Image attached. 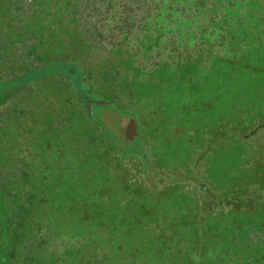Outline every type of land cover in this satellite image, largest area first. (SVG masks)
I'll return each instance as SVG.
<instances>
[{
    "label": "rangeland",
    "instance_id": "rangeland-1",
    "mask_svg": "<svg viewBox=\"0 0 264 264\" xmlns=\"http://www.w3.org/2000/svg\"><path fill=\"white\" fill-rule=\"evenodd\" d=\"M229 18L224 25L237 52L200 51L190 62L154 69L156 38L120 45L110 55L98 47L91 54L77 39L49 35L38 18L32 30L3 28L1 39L11 48L22 44L18 33L43 34L36 60L75 61L87 82L71 63H59L8 76L0 90L5 264H86L87 241L138 254L168 239L188 253L168 256L169 264L264 261V212L210 214L196 228L189 222L216 199L200 182L219 196L244 179L245 161L260 154L254 146H227L213 151L205 170L193 167L211 130L223 123L243 128L262 116L264 0H246ZM197 172L199 182L181 180ZM188 230L194 246L208 252L195 257L193 244L184 243Z\"/></svg>",
    "mask_w": 264,
    "mask_h": 264
},
{
    "label": "trees",
    "instance_id": "trees-1",
    "mask_svg": "<svg viewBox=\"0 0 264 264\" xmlns=\"http://www.w3.org/2000/svg\"><path fill=\"white\" fill-rule=\"evenodd\" d=\"M245 1L0 0V8H4L0 14V90L4 88L6 81H9L6 78L8 76L12 75V79L18 78L19 74L59 63H71L79 72L82 81L87 84L82 68L75 61H41V57L36 60L34 53L40 48L37 47L40 40L44 38L43 34H32L31 31L18 33L19 36L16 35V38L20 39L22 44L11 48V45L5 43V39L2 40L5 26H14L16 29L19 26V30L24 27L32 30L38 18L37 22L47 26L49 35L54 32L57 37H62L64 40H67V37L77 39L79 43L90 45L91 54L95 53L94 49L98 47L102 54L110 55L113 53V49L120 45L124 49L134 42L139 43L146 39L156 38L157 46L151 51L152 69L161 64L177 67L190 62L200 51L217 56L219 54L222 56L224 51L227 52L226 49H229L228 53L237 52V49L233 47V36L230 34V29L225 27L224 20L227 18L228 24L231 19L229 18L231 10H235L237 5ZM258 1L251 0V2ZM44 14H48V16ZM49 20H51L50 24ZM198 38L201 41L194 43ZM214 42H217V45ZM137 49V47L134 48V50ZM261 113L262 116L257 117L251 124L243 128L223 123L204 136L202 143L196 149L198 154L195 159L198 164L193 166L195 170L202 167L205 170L215 153L213 151L227 146L241 145L247 149L254 146L257 151L260 150V154L251 156L247 162L245 161L242 167L244 179H239L227 190L219 191V196L213 194L217 189L215 191L205 182H200L201 190L214 195L216 199L213 205L204 203L203 208H198V211L189 214L191 226L194 224L198 226L204 216L219 212H264V159H261L264 155V144L260 141L261 127L264 126V106L261 108ZM204 145H207L205 149H203ZM210 153V157L206 160ZM251 153L253 155L254 151ZM144 165L145 168L147 162ZM152 169L156 174L159 173L158 169ZM188 173L191 172L188 171ZM201 173L190 174L189 177H183L181 180H192L197 183L202 180ZM220 206L226 209L220 210ZM93 208L95 207L86 208L80 215L91 214L94 211ZM213 211L214 213H212ZM197 214L198 217H196ZM0 228L4 234L8 230L1 200ZM187 232H189V236L184 243L187 246L189 243L196 244L193 233L190 230ZM143 238L146 240L145 237ZM3 242L6 243L2 238L1 244L4 248ZM168 242L167 244H155L147 252L132 254L126 251L124 245H118L110 250L104 246L99 248L94 242L87 241L84 245V253L87 255V257L85 256L86 264H169L166 261L168 256L188 254L187 248H178L176 241L172 245ZM194 244L195 249L193 248L192 253L196 258L208 252L203 245L194 246ZM80 245L77 250H80ZM255 262L264 264V261L261 262L259 259ZM0 264H5L4 254L0 257Z\"/></svg>",
    "mask_w": 264,
    "mask_h": 264
}]
</instances>
